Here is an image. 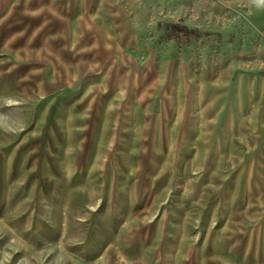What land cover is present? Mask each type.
<instances>
[{
	"label": "rangeland",
	"instance_id": "374dc122",
	"mask_svg": "<svg viewBox=\"0 0 264 264\" xmlns=\"http://www.w3.org/2000/svg\"><path fill=\"white\" fill-rule=\"evenodd\" d=\"M260 83L264 0H0V264H264Z\"/></svg>",
	"mask_w": 264,
	"mask_h": 264
},
{
	"label": "crops",
	"instance_id": "0c3cea01",
	"mask_svg": "<svg viewBox=\"0 0 264 264\" xmlns=\"http://www.w3.org/2000/svg\"><path fill=\"white\" fill-rule=\"evenodd\" d=\"M234 85L236 88H234L233 85L232 87L229 86L227 88V92H226L227 94H225V98H227V101L229 100V104L231 106H235V107L238 106L240 109H242L243 107L247 106V103L244 101L241 102L242 99L241 94H239V98H238V90H237L238 84H234ZM252 94L254 96L253 100L257 98V95L261 96L260 99H264V83L256 84V86H253Z\"/></svg>",
	"mask_w": 264,
	"mask_h": 264
}]
</instances>
